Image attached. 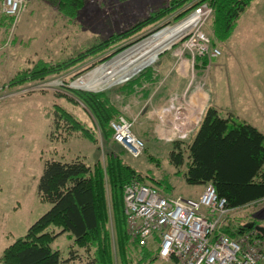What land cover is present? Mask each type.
<instances>
[{
    "label": "rangeland",
    "instance_id": "rangeland-1",
    "mask_svg": "<svg viewBox=\"0 0 264 264\" xmlns=\"http://www.w3.org/2000/svg\"><path fill=\"white\" fill-rule=\"evenodd\" d=\"M60 1L25 0L15 27L14 22L9 24L3 20L0 6V86L9 84L12 79L38 63H46L51 67L65 65L64 69L56 73L46 74L45 81L36 79L0 91V264H5L2 262V256L6 247L25 237L30 226L51 208L49 203L43 202L38 196V184L45 160L70 162L79 156L85 158L89 165L101 161L106 167L107 156L116 153L121 156L124 164L139 171L146 184L163 182L172 189L170 195L175 198L198 199L204 192L205 187L189 186L182 179V174L179 173H183L186 167L179 170L170 163L169 156L174 148L172 143L178 139L161 141L155 133V128L153 131V127H147L148 120L145 115L151 111V103L143 104L136 114L137 117L132 111L130 117L123 113L135 123V134L145 142V154L149 155L147 158L144 156L140 160H134L111 140L103 141L101 137L98 138L101 135L96 122L83 108L74 91L91 94L115 91L124 87L143 70L153 67L160 76L162 71L163 76L185 78L187 82L192 80L193 70V87H199L206 93L209 91V79L214 77V99L219 100L224 91L225 58L230 54L235 55L227 65L229 69L232 66V70L234 66L237 70L241 69L242 57L238 46L230 39L236 27L227 38L218 36L215 32L213 8L207 4L194 8L197 0L182 9L186 10L185 15L182 10H178L162 16L161 12L172 0H86L73 16L68 14L66 9L62 10ZM203 7L212 9L211 14L204 19L203 25L198 26L209 39L208 54L200 55L198 51L190 49L195 35L198 34L197 29L193 27L172 45L168 44L169 47L159 55L156 62L129 80L117 85L102 83L95 89L93 86L85 88L89 82L88 77H92L96 70L138 44L142 43L141 46H144L156 35L187 24L190 21H185L191 19L197 10ZM146 21H149L148 24L136 28ZM121 35L123 37H119ZM150 37L151 39L147 40ZM145 40L147 41L143 43ZM94 41L96 43H93ZM104 42L100 48L89 51ZM215 50H219L220 55L213 57ZM199 58L208 59L206 68H202L206 65L204 60L198 63ZM184 59L192 62L181 69L189 71L188 76L180 70ZM129 103L136 104L135 101ZM211 104L212 101L207 100L205 110ZM59 108L75 115L90 130L93 139L97 137V141L85 135L80 128L68 134L67 129L52 126L54 112ZM136 127L143 129L145 136H141ZM107 189L109 191L108 186ZM109 193L110 191L109 217L105 225L107 242L101 263L165 264L157 255L156 245H150L146 250L131 244V249H127L123 245L120 212L117 211L116 203L111 202ZM252 222L264 227V204H252L231 212L229 217L224 219L219 232L225 228L230 229L235 233V240L242 242L246 247V238L257 236L253 229L244 232L241 228ZM69 242L67 236H63L53 247L64 251L68 249ZM84 253L86 259L95 256L92 249Z\"/></svg>",
    "mask_w": 264,
    "mask_h": 264
},
{
    "label": "trees",
    "instance_id": "trees-1",
    "mask_svg": "<svg viewBox=\"0 0 264 264\" xmlns=\"http://www.w3.org/2000/svg\"><path fill=\"white\" fill-rule=\"evenodd\" d=\"M85 1L61 0L60 7L73 16ZM193 1L195 0H172L161 12V16L182 10ZM197 1L194 8L204 4L213 8L215 32L218 36L227 38L254 0ZM182 13L185 15L186 10H182ZM1 17L9 24L13 23V20L3 13ZM148 22L140 23L136 28ZM104 44L105 42L96 45L89 51L92 52ZM200 60L205 61L206 65L202 68H206L208 59L199 58L198 63ZM64 68L65 65L51 67L46 63H38L12 79L9 84L5 83L0 87L15 88L36 79L45 81L46 74L56 73ZM157 77L158 74L153 67H150L115 91L96 94L74 91L83 108L96 122L101 135L98 138L101 137L103 141L111 140L131 157L113 140L110 123L124 113L125 105L131 95L146 96L149 88L157 81ZM52 126L67 129L68 134L80 128V131L93 139L90 130L75 115L63 108L54 112ZM95 133L97 134L96 129ZM94 138L93 140L97 141V137ZM172 144L174 148L169 156L170 163L175 169L181 170L186 167V170L179 174H182V179L187 185L206 187L212 184L218 197L226 199L227 207L231 212L252 204L258 206L264 204V134L255 127L238 122L233 116L223 117L216 108L209 107L192 139L176 140ZM145 151L146 148L140 158H131L134 160H140L144 156L147 158L149 155L147 156ZM106 162V167L101 161L89 165L85 158L79 156L70 162L45 160L38 184V196L43 202L49 203L51 208L30 226L25 237L17 239L5 249L2 262L5 264H102L101 256L105 252L107 242L105 225L109 217V191L111 202L116 203L117 211L120 212L123 245L127 249H131V245H134L144 250L150 245H156L154 240L157 241L158 236L146 247H141L138 240L128 232L125 214V187L132 182L145 183V178L131 165L124 164L121 156L116 153L109 154ZM156 183L147 185L156 189L163 197H173L170 195L172 189L163 182L156 181ZM241 230L253 231H249L245 226ZM217 234L236 239L235 233L228 228L222 229V232L218 230ZM255 235L256 238L264 241L262 236ZM63 236H67L71 241L70 246L66 250L63 249L64 251L55 249L54 242ZM91 249L95 251V256L86 259L84 251L88 252Z\"/></svg>",
    "mask_w": 264,
    "mask_h": 264
},
{
    "label": "built area",
    "instance_id": "built-area-1",
    "mask_svg": "<svg viewBox=\"0 0 264 264\" xmlns=\"http://www.w3.org/2000/svg\"><path fill=\"white\" fill-rule=\"evenodd\" d=\"M24 4L25 0H0L2 13L13 20L14 27ZM211 12V8L203 7L191 17L196 19L193 27L198 34L190 49L200 55L208 54L209 39L198 26L203 25ZM218 55L219 50L212 53L213 57ZM6 89L9 86L0 87V91ZM197 108L183 98L158 111L159 138L164 141L188 139L202 120L203 113ZM110 127L113 140L132 158L143 155L145 142L135 134L133 121L121 115L111 121ZM124 206L129 234L141 247L158 236V240H154L156 251L165 264H264L262 239L247 237L248 245L244 247L238 240L217 234L231 211L226 199L218 197L212 184L205 187L198 199H189L166 198L145 183L132 182L125 187Z\"/></svg>",
    "mask_w": 264,
    "mask_h": 264
},
{
    "label": "crops",
    "instance_id": "crops-1",
    "mask_svg": "<svg viewBox=\"0 0 264 264\" xmlns=\"http://www.w3.org/2000/svg\"><path fill=\"white\" fill-rule=\"evenodd\" d=\"M230 39L235 41V46H238L240 57H242L241 69L237 70V67L234 66V70H232V66L229 69L227 65V63H231L232 57L235 55L230 54L229 57L225 58L223 63L225 67V84L222 98L219 100L217 98L214 99L216 89L214 77L211 80L209 79V91L207 94L203 90H200L199 87H193V81L195 80L194 76H192L194 75L193 70L191 72L192 80L189 82L185 78L178 79L173 76H163L161 71V76L158 74L157 81L149 88V93H146V96L145 94H140L139 96L138 94L135 96L134 94L131 95L132 97L127 100L128 103L125 105L124 113L128 117L132 115L131 111L136 115L143 104L151 103V105L149 104V110L151 111L145 115V118L148 120L147 127H153V131L155 128V133L159 138L160 124L157 119L158 111L186 98L194 108L198 107L197 109L202 114L206 111L205 104L208 100L212 101L209 107L216 108L221 116H233L236 121L247 123L264 134V0H254L252 2L240 17L233 36ZM191 63L184 59L180 70ZM197 66L199 65L197 64ZM196 69L199 74L198 67ZM182 72L188 76L187 73L189 71L183 70ZM130 101H135L136 104L130 105ZM209 107L207 106V108ZM122 115L125 116L124 114ZM137 131L141 136H145L146 134L143 129H137ZM196 132L190 134L188 140L192 139ZM69 244H71V241Z\"/></svg>",
    "mask_w": 264,
    "mask_h": 264
},
{
    "label": "bare ground",
    "instance_id": "bare-ground-1",
    "mask_svg": "<svg viewBox=\"0 0 264 264\" xmlns=\"http://www.w3.org/2000/svg\"><path fill=\"white\" fill-rule=\"evenodd\" d=\"M185 22L188 23L173 30L162 32L156 35L155 38L152 36L153 39L144 46H141L142 43L138 44L109 62L107 65L96 70L92 77H88L89 82L85 88L93 86L95 89V87L106 82L110 85H117L129 80L143 69L149 67L156 62L159 55L169 47L168 44L172 45L179 37L196 24V19L191 18ZM149 39H151V37L147 40ZM147 40L143 41V43Z\"/></svg>",
    "mask_w": 264,
    "mask_h": 264
},
{
    "label": "water",
    "instance_id": "water-1",
    "mask_svg": "<svg viewBox=\"0 0 264 264\" xmlns=\"http://www.w3.org/2000/svg\"><path fill=\"white\" fill-rule=\"evenodd\" d=\"M246 228L253 229L254 231H256L257 233L261 234L264 237V227L263 226L255 225V223L252 222V223L247 224Z\"/></svg>",
    "mask_w": 264,
    "mask_h": 264
}]
</instances>
